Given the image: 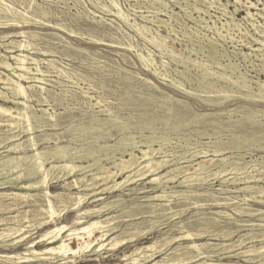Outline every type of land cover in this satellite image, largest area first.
Returning a JSON list of instances; mask_svg holds the SVG:
<instances>
[{"label": "rangeland", "instance_id": "obj_1", "mask_svg": "<svg viewBox=\"0 0 264 264\" xmlns=\"http://www.w3.org/2000/svg\"><path fill=\"white\" fill-rule=\"evenodd\" d=\"M118 1L123 10L129 15V22L108 14L95 6L98 2L109 4L108 0H34L33 10L29 9L27 11L25 10L27 3L24 0H5V3L9 6L11 5L15 10L26 11L28 15L27 19L32 20V22L27 23L23 28H19L7 20H0V62L4 59L11 63L14 62L12 55L21 52V48L18 46L20 43L18 42H21V39H23L16 32L19 30L27 31L30 45L23 48L22 51L29 57L27 63L31 68L30 76L32 77V73H36V77L42 78L36 79L33 76L32 79L23 81L25 86L28 87V93L35 95L30 100V105L39 115H42L43 110H47L48 115H45L47 122L51 118L50 116H52V121L53 119L57 120L60 124L56 129H53L50 125H44L42 129H38L39 131H35L34 134L39 137H45L48 134L61 133L63 138L59 141L60 145L70 144L77 148L90 149L91 152L103 155V158L107 152H110L111 155L114 152L116 157H120L121 149L123 148L122 143H120L122 141L129 142L133 140V143L140 146L145 141L153 138L156 140L154 142L155 148H159L160 144L164 146L163 150L156 155L157 158L166 157L172 167H176L174 165L176 162H178L179 166L191 165L193 167L189 166L188 168L190 172H193L197 168V162L205 158H215L209 164L213 167L212 169H215L214 171H216L217 162H219L217 159L241 153L245 154L247 160L260 158L263 161L264 139L262 138L264 135L261 138H256L251 135L250 131L259 128V126L262 127L260 129L264 128V103H251L243 98L234 96L235 98H230L223 104L210 106L206 100L208 97L203 91L209 85L216 90L226 89V87L237 90V87L230 80H235L238 75L243 74L248 80L247 84L250 85L249 88H244L243 90L252 89L253 91H257V93L259 92V81L264 84V48L261 49V44L255 41V38L264 40V11L260 15L258 8L252 7V11L255 14L254 17L250 19L243 17L246 14V7L250 5L249 2L257 3V7L263 8L264 0L260 2H257V0H240L238 1L240 3L236 0H213L215 4L208 2V0H164L167 2V7L160 9L152 5L150 0ZM35 10H37L39 15ZM190 12L197 19H199L200 14L208 22L193 20L189 16ZM0 15L2 16L1 10ZM141 15H148L149 20L142 19ZM231 15H235L242 23L240 27L238 26L239 28H232V32L230 31L231 36L229 35L226 39H223L220 33H227L225 30L228 26L223 25L227 21H232ZM156 16L165 20V24L156 21ZM134 21L142 25H149L151 28L150 32L143 34V36L139 28L132 25ZM222 26L223 29H220ZM69 29L76 33H71ZM158 31L163 35L175 39V41L170 44H173L174 52H168L163 60L160 57H156L158 65L154 67V70L156 69L155 72L154 70L144 68L138 60L137 54L138 52H142L143 54L151 52L159 55L157 45L149 41L151 35H156ZM211 38L214 40L215 47L211 46ZM129 43L131 45L130 48L127 47ZM249 45H252L253 48H250ZM188 48L194 50L193 53H189ZM170 53H174L176 56ZM189 56L197 59L198 63L193 64L189 62ZM32 59L39 62L38 66ZM182 60L189 63V67H184L181 62L178 63V61ZM0 71L7 74L10 73L8 69L1 65ZM180 85L187 91H192V94L186 93ZM41 86L45 87L46 90H42ZM0 89L1 92H5L10 96L9 100L7 98L3 99L0 96V104L15 106L14 101H12L14 96L11 90L4 87L1 80ZM36 94H39V96ZM43 96H47V99L49 97V102H39L38 99L43 98ZM98 99L101 100L99 101L100 103L97 102ZM177 100H181L184 103H179ZM184 104L189 106V108ZM101 109L106 111H101ZM250 109L253 112L251 113L253 118L251 123H249L246 117ZM215 119L216 121H214ZM218 121L220 124H217ZM48 123H51V121ZM93 125H98V133H103L102 138H99L98 141H94L92 137V135H98L92 128ZM7 128L6 125H0V140H4L7 137L3 133ZM19 129V127H14L12 128V132L17 134ZM234 130H236L235 133H239L234 134ZM214 132L216 134L210 135ZM21 137L19 142L25 141L28 138L26 135ZM159 137H164L165 141L162 142L161 139H158ZM252 139L255 140L250 143L249 141ZM10 141L11 139L6 140L3 145ZM188 141L192 142L191 144H193L192 147L194 148L202 142L199 149H207L211 145H218L217 147H228V150L225 151L224 155L219 157L211 155L202 158L199 155L196 157V160H191L189 154L183 155L187 150L186 145ZM217 141L218 143H216ZM106 144H114L115 148H100V146ZM40 146L41 148H54L56 145L55 142L43 140ZM5 150L6 148L4 147L0 148V160L9 154ZM136 153L140 154L138 151ZM10 155L18 156L15 153H10ZM82 163L89 164V158ZM103 163L111 165L106 160ZM167 170L168 168L165 169V172ZM232 175L231 173H227L226 177L228 178L229 176V181L222 183L224 187L228 186L232 191L235 188L247 185V183L249 185L263 186L264 188V180H239L237 176ZM75 177L80 176L77 174L73 176L71 174L66 176L65 179L69 183ZM151 178L142 177L135 180L132 185L121 188V190L114 189L107 193H100L97 196L102 199L97 201L90 200L85 204V208L101 206V203L104 201L107 202L112 199H123L125 200L122 203L123 207H130L132 205V208H136L137 204H148L150 202L164 203L160 198L149 200L145 197L161 193L160 188H157V190L152 189L153 185L149 183ZM122 179L121 177L119 181ZM182 179L183 177L177 178V180ZM221 179L217 178L210 182L207 181L205 189L208 188V191L215 192L218 195H229L231 200L227 203L211 205L208 204V201H205L208 198L193 196V201L204 198V203L207 204L203 206L186 204L178 201L177 198H173L170 203L172 210L175 213L179 210L178 212L181 213L175 219L157 222L149 221V223L144 221L140 225V229L143 230H139V234L138 232L135 233V240L129 242L127 245L116 251H87L81 256L75 257V262H67L66 264H114L117 262L124 264L121 261V256L125 253H130L135 248V244L149 243L155 238L161 237L163 232L169 229V224L176 221H188L189 218H192L191 224H195L197 227L201 222L199 218L204 216L203 212L207 213L209 217L220 218L219 221H221L220 224L222 225L202 232L199 231V233H204V236L195 237V240L198 242L230 243L236 241L242 233L251 232L253 229L257 231L258 226H254L256 227L254 228L243 225L233 235L229 236L231 230L228 227H239L238 224L233 223L235 222L234 220H239L240 223L244 220H256L262 214L261 211H258V215L256 216L241 215L233 212L231 210L232 206H239L244 211L250 209L246 206H250L251 209H261L264 211V204L258 203L255 200H243L245 191L224 194L213 189L209 190L212 182L215 189L221 187ZM172 185L177 186L175 183L170 184V186ZM136 187L149 191L137 194L132 190ZM48 188L51 194L69 193L76 195L79 193H91V190L84 189L83 187L65 185L62 179L50 182ZM174 189L179 190L183 188L175 187ZM205 189L201 188L200 192H204ZM96 190L98 191L100 188H96ZM25 207L27 208L26 205ZM131 207L129 209H132ZM120 208L118 207L116 210H120ZM218 210L229 211L234 217L224 216L221 213L217 214ZM197 211L200 213L197 214ZM17 213V209L0 211V217L10 215L19 217ZM112 213L120 212L112 211ZM22 215L30 217V220H32L27 219V221L25 219L22 224L32 225L28 226L17 236V240L21 238L24 240L19 243V251H23L28 242L39 240L41 234L48 230V228H36V223L32 219L34 217L33 212H29L28 215L27 213H23ZM63 216L60 219L57 218L58 224L71 223L76 214L69 213ZM149 218L155 219V217L149 214L141 216V220H148ZM91 219L86 218L85 221H90ZM120 219L123 225H126L128 222L125 214H122ZM53 225L51 224L50 227ZM150 226H154L152 232L143 237L142 232ZM1 228L2 224H0ZM172 234L179 235V232L175 231ZM100 235V231H95L93 239L98 238ZM132 236L134 235L132 234ZM250 237H246L245 244H242L241 247H236L230 251L232 256L237 252L245 250L251 244L257 247L263 245L261 240H259L260 238L252 240ZM187 242L188 240L186 239H180L175 242V245L180 243L186 244ZM35 246L38 250L47 247L45 241L35 243ZM72 246H77V241L74 239L72 240ZM225 247L224 245L223 248ZM14 251L17 250L11 248L10 250L2 251L0 249V254H11ZM164 256L165 253L159 255L157 258L161 259ZM169 258L171 259L172 257ZM224 260L233 261L237 264H250L245 262L244 254H238ZM255 260L256 262L252 264H264V251L260 256L255 257ZM0 264L4 263L0 262ZM44 264L63 263L58 260Z\"/></svg>", "mask_w": 264, "mask_h": 264}, {"label": "bare ground", "instance_id": "obj_2", "mask_svg": "<svg viewBox=\"0 0 264 264\" xmlns=\"http://www.w3.org/2000/svg\"><path fill=\"white\" fill-rule=\"evenodd\" d=\"M24 1L27 3V5H25V10H31L35 3L34 0ZM108 1L109 4L98 2L95 4V6L108 14L114 15L119 19L129 22V15L123 10L119 1ZM236 1L238 2L240 0ZM260 1L261 0H257V2ZM150 2L152 5L156 6L159 9L162 7H167V2L164 0H150ZM208 2L215 4L213 0H208ZM249 3L250 5L246 7V14L243 18L250 19L254 17L255 14L252 11V7L258 8L260 15L261 12L264 11V2L263 8L257 7V3ZM0 10L2 11L0 20H7L15 27L23 28L24 25L32 22V20L27 19L28 15L26 11L15 10L11 5H7L5 3V0H0ZM37 10H35L36 13ZM37 14L39 15V13ZM189 16L195 21L204 20L205 22H208V20L200 14L199 19H197V17H193L191 12L189 13ZM141 18L149 20L148 15H141ZM231 20V22L227 21V23L223 25L228 26V28H226L225 30L227 31V33H220L221 38L223 39H226V37L230 35V31L233 27L239 28L242 23L241 20L235 17V15H231ZM156 21L163 24L165 20H162L158 16H156ZM132 25L137 26L142 35L150 32L151 30L149 25H142L137 21H134ZM223 26L220 27V29H223ZM70 32L76 33L73 30H70ZM16 34L23 37V39H21V42H18L20 43L18 46L19 48H21V52L12 55V59L14 60L13 63L8 62L6 59L0 62V65L8 69V71L10 72L9 74H7L6 72L4 73L0 71V80L3 82L4 87L11 90L14 96L12 101H14L15 103V106H4L0 104V125H6L8 127L7 130L3 132L5 135H7V137L4 140H0V148L4 147L6 148L5 151L9 152V154L5 158L0 160V211H11L13 209H17V216L19 217L11 215L7 217H0V224H2V228L0 229V249L2 251H6L12 248L17 251H14V253L11 254L1 253V263L44 264L46 262L52 263L60 260L63 264H66L67 262H75V257L81 256L84 252L87 251H116L117 249L127 245L129 242L135 240V233L138 232L139 234V230H143L140 229V225L144 221H146L147 223H149V221H169L170 219H175L177 216L181 215V213L178 212L179 210L177 211L178 213H175L170 206L173 198H177L178 201L186 204L190 203L203 206L207 204L204 203L205 201H208V204L211 205H221L223 203H227L229 200H231V197L229 195L222 196L221 194L218 195L215 192L208 191V188L205 189L207 181L210 182L211 180L217 178H222L221 187L215 189L212 182L211 184L209 183L211 185L209 190L213 189L224 194L228 192L245 191L246 193L244 194L243 200H255L258 203L264 204L263 186L249 185L247 183V185L235 188L234 191H232L228 186L224 187L222 185V183L229 181V176L228 178L226 177L227 173H231L233 174L232 176L235 175V177L237 176L239 180H264V160L262 159L263 161H261L260 158H252L250 160H247L245 154L242 153L231 157H222L220 159H217L219 162H217L218 165L216 171H214L215 169H212L213 167L209 165L212 161L215 160V158H205L197 162L198 166L194 169L195 171L193 170V172H190L188 168L191 165L179 166L178 162H176L174 164L176 165V167H172L170 166V161L166 157L157 158L156 155L163 150L164 146L163 144H160L159 148H155L154 142L156 140H154L153 138L145 141L140 146L133 143V140L129 142L122 141L120 142L123 145L120 157H116L114 152L113 155H111L110 152H107L105 153L103 158V155H98L96 152H91L90 149L86 150L80 147L77 148L70 144L60 145L59 141H61V139L63 138L61 133L56 132L53 134H48L45 137H39L35 135L34 132L42 129L44 125H50L53 129H56L60 124L57 122V120L53 119L52 121V116H50L51 114L49 115L51 118L48 119V122L51 121V123H48L45 119V115H48L47 110H43L42 115H39L32 109L30 105V100L35 95H30L28 93V87L25 86L23 81H28V79H32L33 76L36 79L42 78L36 77V73H32V77L30 76L31 68L27 63L29 57L22 51L23 48H26L30 45L28 42V32L25 30H19L16 32ZM149 41L154 42L157 45V47L159 48V55L151 52H148L147 54L138 52L137 57L144 68L153 71L154 67L158 65V60H156V57H160L161 60H163L168 52H174V47L172 46L173 44H170L173 43L175 39L163 35L158 31L156 35H151ZM255 41L261 44V49L264 48V40L255 38ZM210 43L212 47H215L214 40L212 38L210 39ZM249 46L250 48H253L252 45ZM127 47H131L130 43L127 45ZM188 51L189 53H193L194 50L188 48ZM174 55L176 56V54ZM190 56L189 62L193 64L198 63L197 59L191 58ZM32 60L38 66L39 62L35 59ZM180 62L184 67H189V63H186L183 60L178 61V63ZM223 69L225 68L223 67ZM154 71L156 72V69ZM230 81L237 87V90L229 89V87H226V89L216 90L211 85L206 87L203 93L208 97V99H206L208 105L214 106L223 104L225 103V101L233 98L234 96L243 98L244 100H247L251 103H264V84H262L261 81H259L260 89L258 93L257 91H253L252 89L243 90L244 88L250 87V85L247 84V78L243 74L238 75L235 80L231 79ZM41 89L46 90V88L42 86ZM184 91L188 94H192V91L190 90L187 91L186 89H184ZM0 96L3 99L10 98L7 93L1 91ZM37 96H39V94ZM48 99L47 96H43V98H39L38 100L39 102H47ZM99 101L101 100L98 99L97 102L100 103ZM177 101L182 104L184 103L181 100ZM186 107L189 108V106L187 105ZM101 111L106 110L101 109ZM251 113L253 112L250 109L249 114H247L248 116H246L249 123H251L253 119ZM214 121H216V119ZM217 124H220L219 121L217 122ZM14 127L20 128L17 134L15 132H12V128ZM92 128L96 133H98V125H93ZM260 128L262 127L259 126V128L257 129H252V131H250L251 135L256 138H261V136L264 135V128ZM235 132L236 130H234V134L239 133ZM102 134L103 133L92 135L94 141H98L99 138H102ZM212 134H216V132L211 133L210 135ZM25 135L28 136V138L25 141L19 142V140H21L22 138L21 136ZM86 135H88V133H86ZM9 139H11V141L3 145V143ZM158 139H161L162 142L165 141L164 137H159ZM262 139H264V137ZM43 140H45L46 142H55L56 146L54 148H41L42 145L40 146V143H42ZM254 140L255 139H252L249 142L251 143ZM191 143L192 142L190 141L187 142V150L183 154H189L191 160H196V157L199 155H201L202 158L211 155L219 157L221 155H224L225 151L228 150V147H217L218 145H211L207 149H199V146L202 145V142H200L201 144H198L195 148L192 147L193 144ZM216 143H218V141ZM100 148L113 149L115 148V145L106 144L100 146ZM136 151H138L140 154H137ZM10 153L18 154V156L10 155ZM262 157L264 158V155H262ZM87 158H89L90 163L87 165L83 164L82 162ZM105 160L111 165L109 166L103 163ZM214 163L216 164V162ZM167 168L168 170L165 172V169ZM71 174L73 176L77 174L80 177H75L71 182H69V184L67 183L65 177ZM121 177L123 179L119 181ZM142 177H152L149 181V183L153 185L152 189H161V193H156V195H148L145 197L149 200L160 198L164 203L150 202L148 204H137L136 208H132L131 205L130 207L132 209H129L130 207L128 206L123 207L122 203L125 200L112 199L111 201H104L103 203H101V206L85 208V204L90 200H101L102 198L97 196L100 193H107L114 189L121 190V188L132 185L135 180ZM178 177H183V179L177 180ZM61 179L65 182V185L83 187L84 189L91 190V193H79L76 195H71L69 193L51 194L48 185L50 184V182H55V180L58 181ZM171 183H175L177 186H170ZM175 187H181L183 189H174ZM96 188H100V190L97 191ZM201 188L205 189V191L200 192ZM132 190L137 194H142L149 191L147 189L138 187L133 188ZM193 196H199L200 198L204 197L208 199H205L204 201L203 198L193 201ZM25 205L27 206V208L25 207ZM118 207H121L120 210H116ZM246 207L250 209L244 211V209L242 210L239 206H232L231 210L238 214H245L249 216H256L258 215V211H261V216L256 220H244L241 223L239 222V220H234L235 222L233 223L238 224L239 227H228L231 230L229 236L233 235L235 231H238L243 225L252 227L258 226L259 228L257 231L253 229L251 232L242 233L234 242L213 243L210 241H196L195 237L202 236L204 234L199 233V231L202 232L207 229L216 228L219 225H222L220 224L221 221H219L220 218L209 217L207 216V213L203 212L202 214L204 216L199 218L201 219V222L197 227L195 224H191L193 221L192 218H189L188 221L180 220L171 223L169 224V229L163 232V235L161 237L155 238L149 243H144L141 245L135 244V248L130 253H125L123 256H121V261H123L124 264H237L236 262L225 261L224 259L236 256L238 254H244L245 262L250 264L255 263V257L260 256L264 251V211L261 209H251L250 206ZM112 211L120 213H112ZM29 212L34 213V217L32 219L33 222L36 223V228H48V230L45 233L41 234L39 240L37 239L28 242L25 245L24 250L19 251V243L24 240L23 238L17 240V236L20 232H23L26 228H28V226L32 225L22 224L25 219L30 220V217H24L22 214L27 213L28 215ZM69 213L76 214L71 223H57V218L60 219L62 215L65 216ZM196 213L199 214L200 212L197 211ZM216 213H221L224 216L228 217L233 216V214H231L229 211L227 212L218 210V212ZM122 214H125L126 218L128 219L126 225L121 224L120 216ZM148 214L155 217V219L149 218L148 220H141L142 215ZM8 218H12L10 219L11 221ZM86 218L92 219L90 221H85ZM137 220L141 221L138 222ZM51 224L54 225L50 227ZM153 228L154 226H150L143 232L141 231L142 236L146 237V235L152 232ZM95 231H100L101 235L98 238L93 239ZM175 231H178L179 235L172 234V232L174 233ZM132 234L134 236H132ZM248 236H251L250 238L252 240L255 238H260L259 240H261L263 245L257 247L254 244H251L250 246H247L245 250L237 252L232 256L230 251L232 249H235L236 247H241L242 244H245V239ZM73 239L77 241L76 247L72 246ZM180 239H186L188 240V242L186 244L180 243L175 245V242L179 241ZM44 241L46 242L47 247L38 250L35 246V243ZM224 245L226 246L225 248H223ZM164 253V257H162L161 259L157 258L159 255H162ZM169 257L172 258L170 259ZM216 257H218V259H216ZM114 264L121 263L117 262Z\"/></svg>", "mask_w": 264, "mask_h": 264}]
</instances>
